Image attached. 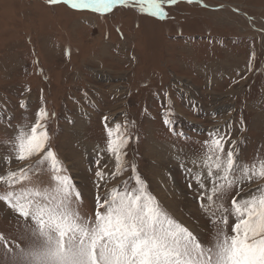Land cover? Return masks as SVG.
I'll use <instances>...</instances> for the list:
<instances>
[{
	"label": "rangeland",
	"instance_id": "rangeland-1",
	"mask_svg": "<svg viewBox=\"0 0 264 264\" xmlns=\"http://www.w3.org/2000/svg\"><path fill=\"white\" fill-rule=\"evenodd\" d=\"M201 3L207 7L178 4L161 21L125 9L99 16L45 0H0V134L11 131L9 118L16 128L33 124L41 106L54 113L48 129L83 192L82 212L95 206L104 115L135 122L139 142L130 145L128 160L161 205L186 224H196L199 212L181 165L200 152L209 130L228 123L241 161L264 156V0ZM168 106L174 117L166 128ZM17 227L0 204V233L11 239ZM196 230L206 238L202 226ZM0 264H6L2 246Z\"/></svg>",
	"mask_w": 264,
	"mask_h": 264
},
{
	"label": "snow or ice",
	"instance_id": "snow-or-ice-1",
	"mask_svg": "<svg viewBox=\"0 0 264 264\" xmlns=\"http://www.w3.org/2000/svg\"><path fill=\"white\" fill-rule=\"evenodd\" d=\"M45 3L99 16L125 9L161 21L181 3L207 7L201 0ZM255 55L249 56V72ZM164 97L171 99L168 93ZM19 106L26 108V101ZM54 115L41 106L33 124L12 128L9 118L11 131L0 134V186L5 189L0 204L18 226L11 239L0 233L6 264H264V156L241 161L228 123L209 130L200 152L181 165L199 212L196 224H186L161 205L135 160H128L130 145L139 142L135 122H110L107 115L101 117L102 142L96 145L95 206L90 213L82 212L83 192L60 160L48 129ZM173 117L168 106L162 116L166 128ZM126 172L131 175L120 185L106 187ZM197 226H202L205 239Z\"/></svg>",
	"mask_w": 264,
	"mask_h": 264
},
{
	"label": "bare ground",
	"instance_id": "bare-ground-1",
	"mask_svg": "<svg viewBox=\"0 0 264 264\" xmlns=\"http://www.w3.org/2000/svg\"><path fill=\"white\" fill-rule=\"evenodd\" d=\"M54 8H56V7H54ZM59 9H60V7H59ZM160 25V24H159ZM69 52V51H68ZM69 56V55H68ZM156 135V134H155ZM147 137V136H146ZM144 148V147H143Z\"/></svg>",
	"mask_w": 264,
	"mask_h": 264
}]
</instances>
